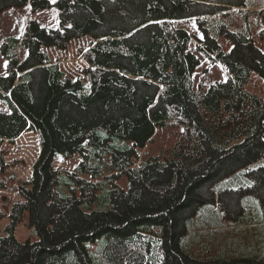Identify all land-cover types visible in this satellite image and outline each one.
I'll return each instance as SVG.
<instances>
[{
    "label": "trees",
    "instance_id": "trees-1",
    "mask_svg": "<svg viewBox=\"0 0 264 264\" xmlns=\"http://www.w3.org/2000/svg\"><path fill=\"white\" fill-rule=\"evenodd\" d=\"M27 1L55 7L59 27L29 19L22 37L0 43L9 62L0 141L30 128L40 140L7 206L0 264H264V97L247 89L253 72L264 79V53L218 24L233 43L223 52L205 25L246 14L245 0H0V12ZM185 19L201 24L198 50L226 70L206 91L192 89L198 59L176 26ZM82 35L91 36L77 48L83 76L71 77L44 48ZM172 127L169 146L138 157L136 147ZM58 154L80 162L54 168ZM25 217L35 241L15 237ZM233 221L242 227L224 228Z\"/></svg>",
    "mask_w": 264,
    "mask_h": 264
},
{
    "label": "rangeland",
    "instance_id": "rangeland-1",
    "mask_svg": "<svg viewBox=\"0 0 264 264\" xmlns=\"http://www.w3.org/2000/svg\"><path fill=\"white\" fill-rule=\"evenodd\" d=\"M245 2L248 9L246 14L234 12L229 16L220 17L205 24L209 34L217 40L223 52H229L232 49L233 43L228 36L218 30V24H224L232 31L247 33L253 40V44L264 53V20L262 18L264 17V13L260 17L256 10L258 8L257 5H260L264 0H245ZM234 8L236 9V7ZM29 19L37 20L46 28L56 29L59 27L58 13L55 7L50 9H33L31 2L27 1L21 6L7 7L0 12V43L9 37H22L26 22ZM176 26L183 28L191 35L188 50L193 52L198 59V63L192 73V89L195 90L202 84L203 90L206 91L212 83L225 80V67L219 62L210 59L209 56L197 48L199 40L205 38V31L201 27V24L195 19H185L177 21ZM90 40V35H82L72 38L64 49H58L54 46L45 47L44 49L49 53L51 58L59 61L62 70L68 76H83L79 72V67L85 64L77 56V48L88 46ZM16 54L18 61L23 62L27 56L26 48L22 45L18 46ZM8 72L9 62L0 53V75H7ZM247 89L251 93L264 97V79L260 74L257 72L251 74L247 83ZM0 109L5 112L9 111L6 100L1 97ZM179 128L158 129L157 131H162L155 136L153 142L148 143L143 148H135L138 157L140 158L144 154L145 156L155 155L159 148L164 146L162 144L163 140L167 141L165 145L169 146L175 139L171 138L168 140L169 137L174 135V132ZM0 149L5 151L3 164L0 163V180L5 184V187L0 189V212L3 214L0 219L1 234L3 225L7 221V206L14 200L19 199L16 187L31 176L32 167L39 155L40 140L38 131L30 128L24 130L18 137L12 140L2 139L0 141ZM79 162L80 156L78 154L70 157L58 154L53 159L52 166L54 168L72 170ZM117 182L124 188L128 187V182L124 176H121ZM250 207L251 205L247 206V209L249 210ZM227 226L228 229H234L235 232V230L240 229L239 227H242V224L233 221L225 225L224 228H227ZM14 233L19 242L27 240L35 241L37 239L36 234L29 227L27 217L17 225Z\"/></svg>",
    "mask_w": 264,
    "mask_h": 264
}]
</instances>
